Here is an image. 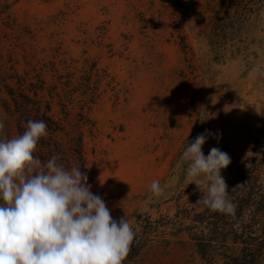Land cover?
<instances>
[{
    "label": "rangeland",
    "instance_id": "1",
    "mask_svg": "<svg viewBox=\"0 0 264 264\" xmlns=\"http://www.w3.org/2000/svg\"><path fill=\"white\" fill-rule=\"evenodd\" d=\"M86 60L112 80L88 110L93 134L84 132L79 155L62 132L46 135L59 148L33 155L80 167L134 240L145 213L172 217L175 196L196 186L181 157L198 134L213 133L205 156L229 154L227 184L264 150V0H0V140L23 134V97L35 99L41 69L50 81L53 69L65 75ZM37 99L50 100L46 91ZM156 180L159 196L149 191ZM125 264L206 262L189 245L151 241Z\"/></svg>",
    "mask_w": 264,
    "mask_h": 264
},
{
    "label": "clouds",
    "instance_id": "2",
    "mask_svg": "<svg viewBox=\"0 0 264 264\" xmlns=\"http://www.w3.org/2000/svg\"><path fill=\"white\" fill-rule=\"evenodd\" d=\"M46 129L44 121L29 120L22 135L0 140V264H123L133 228L125 217L113 219L80 167L67 170L57 156L46 163L34 157ZM211 135L208 130L198 134L183 152L186 178L200 193L206 190L196 203L235 218L236 205L221 175L231 158L216 147L207 156L202 152ZM149 191L161 195L158 180Z\"/></svg>",
    "mask_w": 264,
    "mask_h": 264
},
{
    "label": "trees",
    "instance_id": "3",
    "mask_svg": "<svg viewBox=\"0 0 264 264\" xmlns=\"http://www.w3.org/2000/svg\"><path fill=\"white\" fill-rule=\"evenodd\" d=\"M238 1L243 4L258 0ZM46 72L44 69L39 71L37 82L40 84L32 83L35 99L30 95L23 97V133L29 120H42L47 125L46 134L36 147H46L49 151L59 148L61 144L49 143L46 135L52 137L62 132L71 137L70 148L79 155L84 132L92 135L95 129L88 110L98 97L101 84L110 85L112 80L106 69H99L96 61L88 60L80 70L65 75L53 69L50 81L45 79ZM44 91L50 100L40 104L37 97ZM76 96L78 100L75 101ZM55 100L56 111L52 105ZM227 185L228 199L236 205L235 218L196 203L201 195H206V190L200 193L196 186L181 190L174 198L172 217L153 219L144 214V222L140 224L143 231L134 240L123 264L135 258L151 241L189 245L206 264H264V150L260 151L258 158L253 157L246 166L236 169Z\"/></svg>",
    "mask_w": 264,
    "mask_h": 264
}]
</instances>
